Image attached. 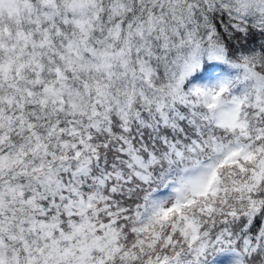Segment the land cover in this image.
<instances>
[{
	"label": "snow or ice",
	"instance_id": "snow-or-ice-1",
	"mask_svg": "<svg viewBox=\"0 0 264 264\" xmlns=\"http://www.w3.org/2000/svg\"><path fill=\"white\" fill-rule=\"evenodd\" d=\"M0 264H264V0H0Z\"/></svg>",
	"mask_w": 264,
	"mask_h": 264
}]
</instances>
